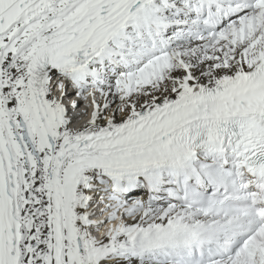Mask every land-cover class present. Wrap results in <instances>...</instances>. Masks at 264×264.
<instances>
[{
	"label": "snow or ice",
	"instance_id": "snow-or-ice-1",
	"mask_svg": "<svg viewBox=\"0 0 264 264\" xmlns=\"http://www.w3.org/2000/svg\"><path fill=\"white\" fill-rule=\"evenodd\" d=\"M0 264H264V0H0Z\"/></svg>",
	"mask_w": 264,
	"mask_h": 264
}]
</instances>
